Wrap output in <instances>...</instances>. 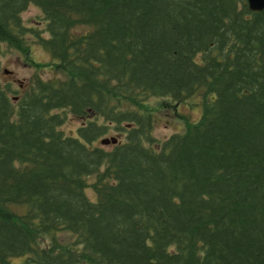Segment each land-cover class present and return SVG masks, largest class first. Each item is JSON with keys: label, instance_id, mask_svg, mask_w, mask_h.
Listing matches in <instances>:
<instances>
[{"label": "trees", "instance_id": "16d2710c", "mask_svg": "<svg viewBox=\"0 0 264 264\" xmlns=\"http://www.w3.org/2000/svg\"><path fill=\"white\" fill-rule=\"evenodd\" d=\"M34 44L65 77L19 94L0 59V264H264V9L0 0V57ZM200 91L201 117L155 137L151 100Z\"/></svg>", "mask_w": 264, "mask_h": 264}, {"label": "rangeland", "instance_id": "374dc122", "mask_svg": "<svg viewBox=\"0 0 264 264\" xmlns=\"http://www.w3.org/2000/svg\"><path fill=\"white\" fill-rule=\"evenodd\" d=\"M22 15L29 26L37 28L43 27L44 21L42 22L41 9L36 5L31 4ZM0 59L2 82H11L13 87L19 90V94L22 92V86H26L35 72H39L44 79L49 80L60 81L61 78L65 77V73L62 72V69L59 68L57 64H53V59L49 51L38 44L33 45L29 57L25 58L24 56H19L16 51L6 50ZM36 65L40 67H36ZM12 95L14 96V94ZM17 99L18 97L15 98V101ZM151 101L150 106L155 114L153 134L159 139H166L173 133L185 129L189 118L195 121L201 117L203 92L200 91L185 102L175 103L171 102L170 99L155 98ZM81 123L80 119L70 114L66 122L63 124L62 129L67 134L77 135V130ZM111 136L122 138L124 135L116 130H111L110 133L104 137ZM97 143H101V140L99 139ZM91 179H93V177ZM88 193L91 198L95 197L92 190L89 189ZM17 209L23 211L22 207H17ZM59 239L69 241L72 239V235L63 231L59 233ZM49 242L50 241L46 237H39V243L42 246H47ZM19 260L20 259H17L16 261Z\"/></svg>", "mask_w": 264, "mask_h": 264}, {"label": "water", "instance_id": "95a60500", "mask_svg": "<svg viewBox=\"0 0 264 264\" xmlns=\"http://www.w3.org/2000/svg\"><path fill=\"white\" fill-rule=\"evenodd\" d=\"M249 4V8L251 11L259 12L264 9V0H247ZM116 143L117 138L116 137H107L102 139L103 144H109V143Z\"/></svg>", "mask_w": 264, "mask_h": 264}]
</instances>
